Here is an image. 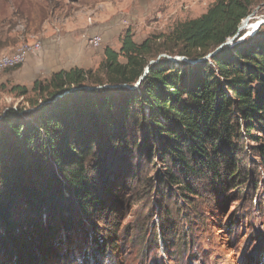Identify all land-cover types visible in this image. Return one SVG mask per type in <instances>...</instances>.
I'll use <instances>...</instances> for the list:
<instances>
[{
	"label": "trees",
	"instance_id": "1",
	"mask_svg": "<svg viewBox=\"0 0 264 264\" xmlns=\"http://www.w3.org/2000/svg\"><path fill=\"white\" fill-rule=\"evenodd\" d=\"M255 2L215 0L200 16L142 43L128 29L119 50L105 47L96 69H63L32 89L13 85L31 110L11 106L0 114V228L13 237L20 199L41 210L66 190L86 210L101 203L91 160L102 157L94 167L110 192L107 145L128 148L131 129L160 143L164 181L187 193L194 190L181 179L186 174L211 184L225 176L240 180L236 160L244 141L264 137V24L253 37L204 58L238 33ZM161 54L197 62L158 59ZM259 148L264 162V145Z\"/></svg>",
	"mask_w": 264,
	"mask_h": 264
},
{
	"label": "rangeland",
	"instance_id": "2",
	"mask_svg": "<svg viewBox=\"0 0 264 264\" xmlns=\"http://www.w3.org/2000/svg\"><path fill=\"white\" fill-rule=\"evenodd\" d=\"M214 1L0 0V55L41 41L35 39L49 27L72 21L86 28V45L94 50L85 60L90 66L83 68L96 69L105 59V47L119 50L128 29L142 43L200 16ZM249 17L243 34L229 45L253 37L256 31L251 33L250 26L264 19V0H256ZM93 35L102 36L98 46L87 39ZM15 84H0V114L11 106L31 110L27 97L12 91ZM131 130L128 148L113 141L107 145L110 192L94 167L102 157L91 160L101 203L86 210L66 190L52 207L41 210L24 199L16 201L13 237L0 228V264H264V162L259 148L264 137L262 143L244 141L236 160L240 180L225 176L211 184L186 174L181 179L194 190L187 193L164 181L160 143L146 142L140 130Z\"/></svg>",
	"mask_w": 264,
	"mask_h": 264
},
{
	"label": "crops",
	"instance_id": "3",
	"mask_svg": "<svg viewBox=\"0 0 264 264\" xmlns=\"http://www.w3.org/2000/svg\"><path fill=\"white\" fill-rule=\"evenodd\" d=\"M84 31L86 32V28L83 30L72 21H67L55 29L49 27L42 37L35 39L41 40L43 44L41 50L31 54L23 65H18L20 67L8 69L0 74V84L12 80L30 86L31 83L34 85L37 79L50 78L63 69L90 66L85 60L87 61L94 50L87 47Z\"/></svg>",
	"mask_w": 264,
	"mask_h": 264
},
{
	"label": "bare ground",
	"instance_id": "4",
	"mask_svg": "<svg viewBox=\"0 0 264 264\" xmlns=\"http://www.w3.org/2000/svg\"><path fill=\"white\" fill-rule=\"evenodd\" d=\"M260 20H262V18L258 19L256 21L258 22ZM256 21L251 23L250 27L253 28V30L256 29L255 31L257 32V30H258V28H257L258 26L257 25L258 24H257ZM99 44H100V42L93 43L94 46H98ZM41 48H42V42L41 41H35V42H32V43H26V44L20 46L18 49H16V50H18V53H22V55L19 57V61H6V62H4L3 64L0 65V72L6 70L7 68H10V67H13V66H18V65H21V64L25 63L26 60L28 59V57L31 54L40 51ZM10 56H11V53L2 54V55H0V58H2V57H10Z\"/></svg>",
	"mask_w": 264,
	"mask_h": 264
},
{
	"label": "water",
	"instance_id": "5",
	"mask_svg": "<svg viewBox=\"0 0 264 264\" xmlns=\"http://www.w3.org/2000/svg\"><path fill=\"white\" fill-rule=\"evenodd\" d=\"M249 20H250V17H248V18H246L243 22H242V24L240 25V27H239V31H238V33L234 36V37H232V38H230L227 42H225V43H223V44H221L218 48H216L213 52H210L204 59H206V58H208V57H211L213 54H215L216 52H218L224 45H228V44H231L233 41H235L236 39H238V38H240V32L242 31V29H244L245 28V26H247L248 24H249ZM257 28H259L262 24H264V19H262V20H260V21H258L257 22ZM256 30V29H255ZM255 30H253L251 33H253ZM250 33V34H251ZM163 56H167L168 58H170L171 60H173V61H180V60H186V61H189V62H191V63H195V62H197V61H194V60H191V59H189V58H187V57H185V56H168V55H166V54H161V55H159V57H158V59L159 58H161V57H163ZM157 59V60H158ZM157 60H152L150 63H153V62H155V61H157ZM199 60H201V59H199ZM198 60V61H199ZM149 69H150V67L149 66H147V68H146V70H145V73H144V76L149 72ZM144 76H142L141 78H140V80L134 85V87H132V88H136L138 85H139V83H140V81L144 78ZM106 87H119L118 85H105ZM123 86H128L129 88H131V86L130 85H126V84H124Z\"/></svg>",
	"mask_w": 264,
	"mask_h": 264
},
{
	"label": "built area",
	"instance_id": "6",
	"mask_svg": "<svg viewBox=\"0 0 264 264\" xmlns=\"http://www.w3.org/2000/svg\"><path fill=\"white\" fill-rule=\"evenodd\" d=\"M88 41L92 45L93 43L101 42L102 41V36L101 35H93L87 37ZM22 55V53H18V50H14L11 53L10 57H2L0 58V65L3 64L6 61H19V57Z\"/></svg>",
	"mask_w": 264,
	"mask_h": 264
}]
</instances>
